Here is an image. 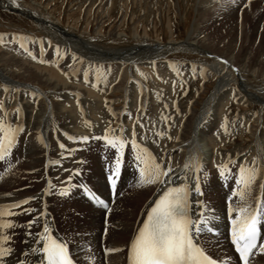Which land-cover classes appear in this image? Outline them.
Wrapping results in <instances>:
<instances>
[{
  "label": "bare ground",
  "instance_id": "bare-ground-1",
  "mask_svg": "<svg viewBox=\"0 0 264 264\" xmlns=\"http://www.w3.org/2000/svg\"><path fill=\"white\" fill-rule=\"evenodd\" d=\"M236 1L237 11L229 12V14L231 13L230 18H246L253 14L254 7L256 5L264 3V0ZM211 2L213 1L198 0V10L206 9L211 5ZM17 4H19L20 7L12 4V0H0L1 8L9 11H15V13L17 12L22 14L39 24L45 33L44 39L49 40L48 36L53 37L58 43H60L61 46H63L62 48H64L65 54L73 53L71 50L74 47L73 44H78L86 51L95 53L94 55H90L87 54L86 51L83 53L79 52L77 56L78 58L85 59L86 62H95L107 69L110 68L114 70L115 73L111 76L113 79L119 78L121 74L124 73L119 89L123 92V96L121 97L123 106L118 108L119 111H117L120 112L121 116L118 120V126H114L115 128L110 127L111 129H115V136L120 137V129L123 128V135L127 136L128 139H132L131 133L134 129L136 132L135 139H137V141L141 140L144 144L149 145L153 156L158 159L163 158L165 161L170 158L172 167L176 171V175H179L180 169L185 163L186 158L189 157L190 153L195 155L198 152L199 155L202 156L203 173L201 174V187L203 195L197 197L196 194L193 193L191 199L193 201L196 199L202 200L209 209L213 210L212 215L215 216L214 223L218 229V234L212 235L202 233L199 237V241L201 242L202 247L206 250L207 254L211 255L213 258H220L221 260L227 258L230 259L231 264H239L237 259L238 254L235 253L234 245L231 243V224L227 215L228 198L231 195L232 188L234 187L235 173L241 163L248 162L250 164L254 159H256L258 161V166L264 168V151H261L262 147H264V87L261 86L262 82L264 83V74L260 69L262 60L257 58L254 60L250 59L249 51L240 57L229 53L217 55L211 51V48L207 46L206 43L202 41L203 39H200L202 35H199L200 37H198L196 26L198 24L193 25L184 40H173L164 44L162 42H156V40L153 41V39L150 40L146 38L140 44L131 47L103 49L99 48V45L96 47L91 45V42L88 43V40H86V42L84 41L85 39L83 40L68 33L56 18L42 9V6L39 3H24L23 0H17ZM217 7H221V5ZM211 20H213V18ZM223 21L226 23V20ZM262 24H264V21L263 23L261 21L259 24L260 27L259 25L254 26L253 31H257L258 29L260 30ZM42 42L44 43L32 44V42H29L30 50H35V48H37L42 59L48 64H51V51L48 49V42L45 40ZM3 50H7V47L4 46ZM4 51L0 54V81L2 82V85H6L11 91L5 92L0 90V100L10 103L5 104L4 106V108L7 109L8 116H5L4 112L0 110V119H3L5 123L10 121L14 127L23 126L24 131L27 132V134H34L43 130L45 133V147H42L43 155L40 157L42 161V169L47 173L45 175L46 182L49 180V176L51 177V174H49L47 170L50 169L51 171V162L57 159V157L51 156V143H55V137H57L56 134L60 133L61 137L96 136L93 132L91 135L77 132L76 126H78V117L80 113H77L75 110L76 113L73 115V112H69V109H78L80 107L79 110H82V107L88 108L89 106H94L96 104L95 101L97 100V96L95 95L91 97L90 90H86L78 85L69 83L64 84L62 82L59 83V81L51 78L49 75L50 72L48 73L47 71L41 69H34L31 65H29V62L28 64L26 63L27 60L31 59V57L24 56L22 52H19L18 47H16L14 51L17 55L15 53L14 55L12 53V55H10L8 54V51ZM80 51L84 50L81 49ZM175 51L196 53L201 56L211 57L213 58V61H198L196 63L189 62L187 64L178 63L170 65L162 60V57ZM225 61L227 63H224ZM66 62L67 60L65 57H60V60L57 58L58 65H65ZM147 67L150 69H157L158 72L155 74L156 79L163 81L166 84L165 86L163 85V87L159 86L160 88H157L160 93L156 91V87L154 88V82L156 79L152 80L150 75L145 72V68ZM172 68H177L180 72L185 74L170 76L171 73L168 72V70ZM247 75L251 78L252 82H250L247 78ZM215 77L216 86L210 93L209 97L203 103H199L201 108L195 107V100H192V102H190V106L186 108V105L183 103L184 101L182 102L176 97H169L172 94L174 96L178 95V87L180 85H187L188 88L191 86L193 80L200 78L210 79ZM148 78H150L153 82V88L148 86ZM105 81L106 79H103L101 82L104 88L109 86V84ZM81 90L84 93L81 92ZM231 100L233 102L238 101L242 104L259 107L256 111L257 113H251L252 116L250 117L252 121L256 123L250 132L251 134H256L258 139L253 142V145L244 147L243 149L237 148L232 153L224 148L227 145H225L224 140L229 134L234 133L232 132L233 129H238L237 131H239L245 126H243V120L246 119V116L238 114L239 116L237 115L236 120L233 118L231 122L232 124L229 122L231 125L228 128V134H225L223 127L225 124L222 125L223 123L221 122L223 119L222 110ZM165 105L167 107H165ZM97 106H95V108ZM99 106L101 107V105ZM103 106L107 108L106 105ZM17 109L20 110L18 114L16 111ZM184 110H186V112ZM88 112L89 111L86 113ZM112 112L109 113L112 114ZM104 116H100L99 119H101V117L105 118ZM162 116L170 117V119L164 120L162 119ZM126 117L136 121L137 125L135 128L134 126L132 128V126L128 124V119L124 120ZM104 120L107 121L106 118ZM247 122L248 121H246V123ZM57 123H62L61 127L55 126ZM98 123L100 124V122ZM98 123H94L92 120L88 126H91V128L94 127V129L95 127L99 128L102 124L99 125ZM140 123H143V128L140 127ZM153 125H155V127H153ZM84 126L86 127V125ZM101 128V130L100 128L98 129L99 133L104 135L106 129L103 128L106 127L102 126ZM157 131H163L166 135L163 137H157L154 135ZM51 132L53 133L52 136ZM168 136H171L172 139H168ZM153 141H156V143ZM161 142H170V144L162 146L160 144ZM227 142L230 141L227 140ZM29 146L32 145L29 144ZM55 152L57 151L55 150ZM18 153L19 150L16 145L10 155L5 158H7L11 164L13 163L14 165H18ZM28 156L30 157L29 161L34 162L36 160L35 155ZM229 156L236 161V164L232 166L233 176L225 182L218 176L217 165L226 161ZM78 158L80 157L77 155V159ZM73 159H76V157L74 156ZM61 163L62 162H60V165ZM89 164H91L92 168L88 170L87 175L84 178L86 182L89 183L88 188H91V190L105 198L111 208V215L112 213L118 214L109 220H101L103 219V216L107 217L109 211L105 210L99 204L90 201L84 194L83 190H81L75 200L73 199V209H75V214L77 215L83 213L86 215L81 216L83 218V232L80 238H77L76 245L68 243L66 236L63 233L66 228H73L74 226H62V230L58 229V223L64 224L62 220L63 215L61 220L57 223L51 215L53 213L50 214L47 210L49 207L47 209L45 208L48 205L47 198L45 197L47 187H44L43 190L41 189L42 191H39L37 194L34 192V194L32 193L27 196L14 193L15 191L5 192L11 194V196H7V194L5 195L7 197L0 199V206L25 200L27 198H34V200L37 201L36 204L39 203V209L32 215V220L37 217H40V219L38 223L33 224V227L30 230L27 229V232L31 231L34 235L36 232L42 231V226L46 222L50 227L51 233L67 244L69 254L73 258L74 264H89L83 262V258L85 256H87L90 264H128L127 247L134 235L137 224L138 222L143 221L146 216V210L150 207L151 202H153L158 194H160L163 186L153 184L135 187L133 183V186L131 187L129 186V179L127 178L123 168L115 190V195H113V192L106 180V170L103 171V175L101 173L98 174V163H95L97 169L92 161ZM77 165L79 166V164ZM86 168L87 167H84L83 169L85 170ZM12 169L8 170L6 173L12 171ZM34 169L35 167L33 163V165L29 166L28 170L33 171ZM0 170H2V164H0ZM23 174L24 172L22 170L17 173L20 177ZM9 175L10 174H7L6 178L2 180V184L13 186L15 184L13 181H16V174L13 178H7ZM64 176L67 175L65 174ZM175 179L176 177L173 176V180ZM124 187L126 189V194L123 199L122 191ZM252 195L255 196V199H250L249 203L253 207L255 206V202L258 198L264 202V172H261V174L257 177L255 184L252 186L250 196L252 197ZM125 199L127 201L126 203H124ZM232 203L233 205H236L239 201L236 197H233ZM126 208L129 210L126 211ZM193 208L195 210V204H193ZM19 212L21 211L19 210ZM45 212L47 214L46 217L42 215ZM56 214L58 217V212H56ZM9 219H11L18 227V225L25 219L29 221L30 216L22 214L16 215L14 218L10 217ZM67 222V224H74L77 222V219L70 216ZM14 228L5 230V234L11 237V242L5 246L13 249L12 254L4 258L5 264H17L18 258L24 260L25 264H38L39 258L31 255L30 253V248L33 245V237L27 235L25 238V234H20L18 230L14 231ZM260 228L261 237L264 238V224H262ZM105 232H107V234ZM260 242L264 241L260 240ZM106 248H115L118 249V251L106 254ZM25 252L29 254L23 255ZM255 252L257 254L250 258V264H264V253H259L258 250Z\"/></svg>",
  "mask_w": 264,
  "mask_h": 264
},
{
  "label": "rangeland",
  "instance_id": "rangeland-1",
  "mask_svg": "<svg viewBox=\"0 0 264 264\" xmlns=\"http://www.w3.org/2000/svg\"><path fill=\"white\" fill-rule=\"evenodd\" d=\"M212 1L213 2H211V5L206 9L198 10V0H23L24 3H39L42 6V9H44L54 18H56L68 33L73 34L74 36L83 40L85 39L84 41L88 40V43L91 42L90 44L96 47H98L99 45V48L103 49H119L131 47L140 44L146 38L150 40L153 39V41L156 40V42H162L164 44L173 40H184L192 29L193 25L198 24L196 25L198 37H200L199 35H202V38L200 37V39H203L202 41L211 48L212 52L216 53L217 55H221L222 53H229L234 56L240 57L241 55L249 51L250 59L254 60L257 58L262 60L260 69L264 74V24L261 25L260 30L258 29L257 31H253L254 26L259 25L261 21L262 23L264 21V3L256 5L255 7L253 6L254 12L252 11V15H249L248 17L242 19H235L234 17L230 18L231 13L229 14V12L237 11L236 0ZM220 5L221 7H217ZM212 13L213 15H215L213 16ZM211 17L213 18V20H211ZM223 20H226V23ZM44 34L45 33L39 26V24L35 23L31 19L17 12L15 13V11H9L0 7V37H3L4 39V42L0 43V54L3 53V49L5 46L7 47V50L5 51H8V54L14 55L15 53L17 55V53L14 51L15 48L18 47L19 52H22L24 56L31 57V59L26 61V63L28 64L29 62V65H31L34 69H41L47 71L48 73L50 72L51 74L49 73V75L51 76V78L56 81H59V83L62 82L64 84L69 83L78 85L86 90H90L91 97L95 95L97 96V100L95 101L96 104L94 106H89V109L87 107H84L85 109L82 107V110H79L80 107L78 109H69V112H73V115H75L74 113H76L75 110L77 111V113H80L78 117V126H76V131L89 135H91V133L93 132L96 136H102L98 130L99 128L101 130L102 126L106 127L103 129H107L108 127L115 128L116 126H118V120L121 115L120 112L117 111H119L118 108L123 106V101L121 100L123 92L119 89L121 85V79L124 73H122L119 78L113 79L111 78V76L115 73L114 70L110 68L107 69L95 62H86L85 59L77 57L79 52L83 53L86 51L85 49H83L82 46H79L78 44H73L74 47L70 46L73 47L71 49L73 53L65 54V50L64 48H62L63 46H61L60 43H58L51 36H48L49 40L44 39ZM44 40L48 42V49L51 51V64H48L42 59L41 54L39 53V50L37 48H35V50H30L29 47V42H32V44H42L44 43L42 42ZM81 49L84 51H80ZM29 53H31L32 55L30 56ZM86 53L90 55L95 54L91 51H86ZM33 56H35L36 59H33ZM60 57L66 58L67 62L65 65L57 64V58H59L60 60ZM162 60L170 65H174L178 63L187 64L189 62L196 63L198 61L208 62L213 61V58L201 56L196 53L175 51L162 57ZM145 72L150 75V78L152 80H155V74L158 72V70L155 68L150 69L149 67H147L145 68ZM168 72L171 73L170 76H178L185 74L183 72H180L177 68H172L168 70ZM150 78H148V86L153 88V82ZM247 78L250 80V82H252L251 78L248 75ZM103 79H106L105 82L109 84L108 87L105 86L106 88H104V86L101 84ZM0 85H2L1 81ZM163 85L165 86L166 84L158 79H156L154 82V88L156 87V91L158 93L160 92L157 88H160L161 86L163 87ZM215 86L216 77L210 79L200 78L193 80L191 86L188 88L187 85H180L178 87L179 89L177 88L178 95L174 96L172 94L169 97H176L179 98V100H181L182 102L184 101L183 103L184 105H186V108L190 106V102H192V100H195V107L201 108L199 103H203L209 97L210 93L213 91ZM261 86L264 87L263 82ZM81 92L83 91L81 90ZM0 104L5 106V104L10 103L4 100H0ZM99 105H101V107ZM103 105H106L107 108H105ZM246 105L247 104H242L238 101L233 102L231 100L224 108L225 110H222L223 119L221 120V122L223 123L222 125L228 123L227 128H229V126L232 124L231 122L233 118H235L236 120L238 114H243L244 116H246V119L243 120V126L245 125V128L240 127L241 129L237 131L238 129L235 130L233 129V127L232 132L234 133L229 134L228 137H226V139L224 140L225 145L227 144V147L225 146L224 148H226L231 153L234 152L237 148L243 149L244 147L253 145V142L258 139L256 134H251L250 132V130H252L254 128L253 126H255L256 124L254 121H252L250 117L252 116V114L257 113L256 111L259 109V107L254 105ZM95 106L97 107L95 108ZM87 111L89 112L86 113ZM184 111L186 112V110ZM109 112H112V114H110ZM100 116H104L107 121H105V118L102 117L101 119H99ZM92 120L94 121V123L100 122V124H102L100 125L98 123L100 127H95V129L98 131H96L94 127L91 128V126H88L90 125V122ZM124 120H127L128 124L131 125L132 128L133 126L135 128V126L137 125L136 121L131 118L129 119L126 117ZM246 121L248 122L246 123ZM229 122L231 124H229ZM61 125L62 123H57L55 126L61 127ZM84 125H86V127ZM52 135L53 133L51 132V136ZM56 136L57 137H55V143H51V146L53 147H51V156L57 157L58 160L56 159L51 162V171L50 169L47 170L48 173L51 174V177L49 176V180L45 182V175L47 173L44 172L42 169V161L40 157L41 155H43L42 147H45V133L42 130L34 134H27V132L25 131L19 134L18 143L16 144L19 150L18 165H14L13 163L11 164L7 160V158H5L4 161H0V164H2V170H0V199H4L7 196H11V194L5 192L15 191L14 193H19L22 194V196H27L32 193L34 194V192L35 194H37L39 193V191H42L44 187H47L45 197L47 198L48 205L45 208L47 209L49 207V209L47 210L50 212V214L53 213L51 215L57 223L61 220V217L63 215L62 220L64 224L58 223V229L62 230V226H74L73 228H63L65 229V231L63 230V233L65 234L68 243L76 245L77 238H80L83 232V218L81 216L86 214H75V209H73V199L75 200L76 196L80 194L82 190L80 186L82 184H85L87 187H89V183L86 182V180L84 179L87 175L88 170L92 168L91 164L89 163L91 161L93 162V164L98 163L99 168L97 172L98 174L101 173L103 175V171L106 170V164L112 158L114 150L107 146L102 140H89V142L87 143L89 145H87L82 144L80 142H73L72 140L68 139L69 136L61 137L60 133L56 134ZM123 136L128 141V144L126 145L123 154V168L125 174L127 175V178L129 179V186L132 187L134 183L135 187H138L136 186L137 177L135 175V168L132 164L133 150L131 148V139H128L125 135ZM227 140L230 142H227ZM137 143L141 147L147 148L150 153L152 152L150 146L144 144L143 141L140 140L137 141ZM29 144L32 146H29ZM60 144H64L65 149H61L59 147ZM160 144L162 146H167L170 144V142H161ZM69 147L71 149H76V151L72 152L70 155L67 154L65 150L70 149ZM29 148L32 150H30ZM55 150L58 152V155ZM28 155H35L36 162L29 161L30 157ZM77 155L80 158L77 159ZM74 156L77 160L73 159ZM64 161L65 163H67L65 164ZM60 162H62L61 165ZM33 163L35 169L33 171L28 170L29 166L33 165ZM77 164H79V166ZM11 166L13 169L11 168ZM94 166L96 167V164ZM84 167L87 168L84 170ZM10 169H12V171L6 173ZM20 170L24 172L21 177L17 175ZM73 170L79 172V175H72ZM59 173H61L62 175ZM64 173L67 176H64ZM7 174H10L7 178H13L16 174V181H13L15 183L13 186L2 184V180L6 178ZM70 175L72 176V179L69 181L67 178ZM66 186L71 187L70 194L68 196H61L59 192ZM125 192L126 189L124 187L122 191L123 199L124 195L126 194ZM254 197L255 196L253 195L252 197L249 196V200H254ZM27 199L29 200V202L27 204L22 205L21 207L25 209H31L33 211H31L30 213H22L19 212L20 209H13L12 211L14 213H18L11 216L12 218H14L16 215L24 214L25 216H30V220H32V215L36 212V210L39 209V203L36 204L37 201H35L34 199ZM126 202L127 201L125 199L124 203ZM125 210L128 211L129 209L126 208ZM56 212H58L59 214L58 217ZM117 214L118 213H112L111 215V213L108 212L107 217L103 216V219H100L109 220L111 218H114V216ZM70 216L75 217L77 219V222H75L74 224H67L68 218ZM9 218L10 217L7 216L4 217L5 220H8ZM27 222L28 221L25 219L18 225V227L16 226L13 230H18L20 234L22 233V235L25 234L24 236L26 238V233L28 229ZM66 231L68 234L66 233ZM105 233L107 234V232ZM83 262L90 264V262H88L87 256L83 258Z\"/></svg>",
  "mask_w": 264,
  "mask_h": 264
},
{
  "label": "snow or ice",
  "instance_id": "snow-or-ice-1",
  "mask_svg": "<svg viewBox=\"0 0 264 264\" xmlns=\"http://www.w3.org/2000/svg\"><path fill=\"white\" fill-rule=\"evenodd\" d=\"M12 4L20 7L17 0H12ZM3 42V37H0V43ZM29 55L32 54L29 53ZM32 58L36 59L35 56ZM0 90L11 91L6 85H0ZM165 107L167 106L165 105ZM0 110L4 112L5 116H8L7 109L2 104H0ZM16 111L18 114L20 110ZM162 119L168 120L170 117L162 116ZM140 127H144L143 123H140ZM223 127L225 134H228L227 124ZM23 131V126L14 127L10 121L5 123L3 119H0V161H4L5 157L12 152L18 143L19 134ZM120 133V137H116L115 129L109 128L102 136L68 137L69 140L82 144H87L89 140H102L114 150L112 158L106 164V180L113 195H115L122 174L123 154L128 144L123 136V128L120 129ZM154 135L163 137L166 133L157 131ZM131 136L132 164L137 177L136 186L157 184L163 187L160 194L146 210L143 221L137 224L127 247L128 264H218V262L219 264H231L230 259L227 258L223 260L212 258L199 241L202 233L218 234L214 223L215 216L212 215L213 210L209 209L202 200L193 201L191 199L193 193L197 197L203 195L201 187L202 156L198 152L195 155L190 153L181 167L179 175H176L170 158L167 161L163 158L158 159L147 148L141 147L135 139L134 129ZM168 139H172V137L168 136ZM153 142L156 143V141ZM59 147L65 149L64 144H60ZM65 151L70 155L76 149H66ZM261 151H264V147ZM235 164L236 161L229 156L226 161L217 165L218 176L226 182L233 176L232 166ZM261 172H264V168L258 166L256 159L250 164L248 162L241 163L235 173L234 187L228 198L227 215L231 224L230 237L231 243L235 247V253H238L239 264H250V257L257 254L254 250L264 253V242L258 244V240L264 241L260 232V227L264 224V202L258 198L254 207L249 203L252 186ZM72 175H79V172L73 170ZM173 176L176 177L175 180H173ZM67 179L70 181L72 176L70 175ZM80 187L90 201L101 205L109 212L111 211L109 204L101 199L95 191L86 185ZM70 191L71 187L66 186L59 194L68 196ZM233 197L238 199V204L233 205ZM28 202L29 200L25 199L0 206V264H5L4 258L13 252L11 247L5 246L11 242V237L5 234V230L17 226L11 219L5 220L4 217L15 215L13 209H20L22 213H30L33 210L21 207ZM193 204H195V210ZM42 215L46 217L47 214L45 212ZM39 219L40 217L29 220L27 222L28 229L30 230L33 224L38 223ZM26 235L33 237L30 253L39 258L38 264H74L67 244L51 233L46 222L42 226V231H38L34 235L28 231ZM115 251L118 249H105L106 254ZM28 254L27 252L23 253V255ZM17 264H25V261L18 258Z\"/></svg>",
  "mask_w": 264,
  "mask_h": 264
}]
</instances>
